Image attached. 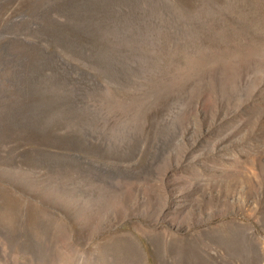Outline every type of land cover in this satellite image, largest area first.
<instances>
[{
	"label": "rangeland",
	"instance_id": "1",
	"mask_svg": "<svg viewBox=\"0 0 264 264\" xmlns=\"http://www.w3.org/2000/svg\"><path fill=\"white\" fill-rule=\"evenodd\" d=\"M0 264H264V0H0Z\"/></svg>",
	"mask_w": 264,
	"mask_h": 264
}]
</instances>
